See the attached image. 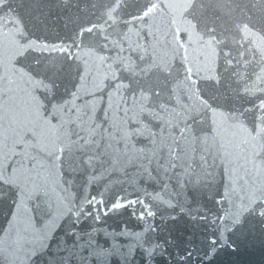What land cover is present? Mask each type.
Here are the masks:
<instances>
[{
	"label": "water",
	"instance_id": "water-1",
	"mask_svg": "<svg viewBox=\"0 0 264 264\" xmlns=\"http://www.w3.org/2000/svg\"><path fill=\"white\" fill-rule=\"evenodd\" d=\"M0 264H264V0H0Z\"/></svg>",
	"mask_w": 264,
	"mask_h": 264
}]
</instances>
